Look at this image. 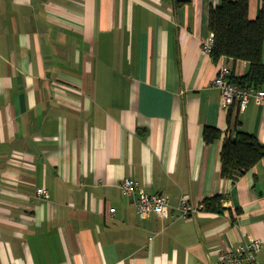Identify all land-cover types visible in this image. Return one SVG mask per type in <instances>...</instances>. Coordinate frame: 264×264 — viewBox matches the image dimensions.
<instances>
[{
    "label": "crops",
    "instance_id": "1",
    "mask_svg": "<svg viewBox=\"0 0 264 264\" xmlns=\"http://www.w3.org/2000/svg\"><path fill=\"white\" fill-rule=\"evenodd\" d=\"M221 2L0 0V264H219L251 238L264 264V157L236 179L221 169L231 109L264 143V102L224 108L212 85L222 65L250 69L204 51ZM130 176L169 195L167 218L139 216Z\"/></svg>",
    "mask_w": 264,
    "mask_h": 264
},
{
    "label": "trees",
    "instance_id": "2",
    "mask_svg": "<svg viewBox=\"0 0 264 264\" xmlns=\"http://www.w3.org/2000/svg\"><path fill=\"white\" fill-rule=\"evenodd\" d=\"M208 29L214 36L211 55L215 61L222 56L250 62L249 71L242 76L234 72L231 81L241 88L264 87V7L255 19L250 17V0H222L212 6L208 15ZM233 109L229 113L230 126L221 150L222 175L236 179L246 174L264 157V143L255 134L241 129V121L233 122ZM223 131L214 126L204 128L208 144L222 138ZM223 195L206 200V208L220 210ZM241 212V209L238 210Z\"/></svg>",
    "mask_w": 264,
    "mask_h": 264
},
{
    "label": "built area",
    "instance_id": "3",
    "mask_svg": "<svg viewBox=\"0 0 264 264\" xmlns=\"http://www.w3.org/2000/svg\"><path fill=\"white\" fill-rule=\"evenodd\" d=\"M214 44L213 34L204 42L203 48L207 53L212 52ZM264 67V56L262 60ZM233 70L229 65H222L217 75L212 80V85L218 87L222 92V106L228 108L236 106L239 110H244L255 99L258 103L264 102V87L241 88L231 81ZM122 190L135 205L141 218H148L152 214H157L163 218L170 215V197L165 193H150L140 185L132 176L125 178L121 183ZM38 196L47 198L49 191L44 187L37 190ZM179 209L185 218H189L194 212L188 198H183ZM115 208H111L114 212ZM263 241L259 238H251L248 242L237 248H227L221 250L218 256L219 264H256L257 255L262 249Z\"/></svg>",
    "mask_w": 264,
    "mask_h": 264
}]
</instances>
